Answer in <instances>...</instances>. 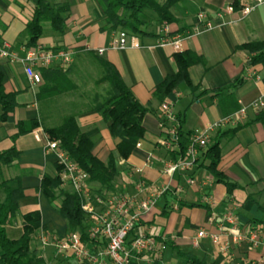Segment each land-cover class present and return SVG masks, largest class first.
Here are the masks:
<instances>
[{"label": "crops", "instance_id": "obj_1", "mask_svg": "<svg viewBox=\"0 0 264 264\" xmlns=\"http://www.w3.org/2000/svg\"><path fill=\"white\" fill-rule=\"evenodd\" d=\"M55 7H66L65 29L62 34L53 31L49 23H43V31L35 47L61 48L73 52L70 65L62 67L55 61L46 69L61 72L58 91L50 93L56 80L54 76L41 77L32 85L24 74L20 61L11 62L0 57V83L6 94H14L16 107L0 124V151L15 148L19 153L16 161L0 167V182L10 181L12 188L20 187L24 198L19 203L15 221L6 227L7 236L18 239L22 233V216L38 211L41 225L30 247L40 252L46 264L63 260L51 247L41 245V235L51 233L64 237L71 230L40 191L43 176L57 175L56 155L46 149L45 128L61 125L67 116H74L81 132L93 143V154L105 163L115 152L117 140L110 136L108 126L101 116L91 110L96 94L84 97L83 84L91 82L93 56L111 63L124 84L140 105L149 109L143 119L144 137L135 145L127 159L117 160V176L112 188L103 189L97 183H89L99 195L120 192L137 196L136 184L144 181L149 186L146 197L158 194L151 209L143 214L140 223L130 233L129 240L149 237L156 241L154 254L133 258L130 264H187L182 253H189L207 264H264V238L253 247L250 242H237V235L248 236L251 232H264L260 224L264 208V124L252 123L260 111L248 107L262 98L264 102V69L259 64L249 65L254 56L241 49L242 45L264 42V2L243 15L244 6L253 0H180L171 9L173 23H159L155 14L143 19L145 30L152 36L139 37L128 34V47L114 50L111 42L118 31L105 27L104 18L94 0H46ZM231 6L232 12L226 11ZM30 0H0V45H5L18 59L26 57L27 24L33 18ZM204 20L200 21L198 15ZM212 24L205 30L204 24ZM45 24L49 28L45 29ZM131 36L136 37V47H131ZM179 38L180 50L171 46L160 47L161 39ZM34 48V47H33ZM103 49L102 55L96 51ZM191 52L202 59L188 69L192 87L180 84L164 101L153 92L166 77L176 73L174 56ZM95 61V60H94ZM89 62V63H88ZM41 68H36L39 73ZM98 73V70H97ZM49 74V73H48ZM65 76V77H63ZM96 86L98 75L94 73ZM91 82V83H92ZM231 88L229 92L220 91ZM215 90H219L214 93ZM175 94H179L175 96ZM168 103L177 119V128L187 139L194 131L208 126L246 107L244 116H237L236 123L223 126L210 134V142L217 132L221 156L217 170L238 189L227 192L223 184L214 183L206 170L208 161L199 150L194 166L188 171L165 173L168 164L180 160L176 156L177 144L170 149L161 146L164 131L160 128V106ZM264 110V109H263ZM39 126L30 133L17 135L18 124ZM236 126L233 135L222 136ZM37 134L39 140L34 138ZM194 180L193 185L188 180ZM68 191L67 188H61ZM157 194V193H156ZM231 213L235 227L223 218ZM88 228L92 220L87 218ZM218 236L213 244L209 236L197 238L199 231ZM178 251V253H177ZM150 260V261H149Z\"/></svg>", "mask_w": 264, "mask_h": 264}, {"label": "trees", "instance_id": "obj_2", "mask_svg": "<svg viewBox=\"0 0 264 264\" xmlns=\"http://www.w3.org/2000/svg\"><path fill=\"white\" fill-rule=\"evenodd\" d=\"M33 5V18L27 24V43L29 48L36 46L43 31V23H49L51 29L62 34L65 29L66 7H55L46 0H30ZM98 5L101 15L104 18L105 27L112 30H123L129 35L139 37L152 36L145 30L144 17L148 14H155L159 23H173L175 18L171 9L180 0H94ZM241 49L249 51L254 56L249 60V65L259 64L264 69V42H253L241 46ZM101 69V75L96 81L97 85H106L103 95H96L91 110L99 114L102 120L109 124L110 136L117 140L115 152L110 154L105 163L101 162L93 154V143L89 137L81 132L74 116H67L61 125L54 128H45V132L51 139H58L61 146L69 157L89 175V183H97L103 189L112 188V182L117 176V160L127 159L135 148V145L144 137L145 130L143 119L149 112L135 99L129 88L124 84L116 68L108 61L93 56ZM177 71L175 74L166 77L156 86L153 95L159 100L164 99L177 87L186 83L192 87L188 69L192 65L202 62V59L191 52H183L174 56ZM49 73V74H48ZM40 77L54 76L55 85L50 93L58 91L61 84V72L52 73L46 68L39 70ZM65 77V76H63ZM231 88L226 90L229 92ZM219 90H215L214 93ZM16 107L15 95L6 94L0 83V124L4 123L7 115ZM252 123L264 124V110L260 111ZM39 126L38 122H31L29 125L18 124V134L30 133ZM240 129L236 126L233 130L227 131L222 136L233 135ZM220 132H217L213 140L204 151V158L208 161L206 170L214 179V183L223 184L228 193L238 189L235 183L227 180L217 170L220 161L221 149L217 139ZM188 140L177 128L176 156L180 160L186 157ZM19 153L15 148L0 151V167L9 166L17 160ZM59 170V167L57 168ZM40 191L45 199L57 209L60 216L66 221L69 229L81 234V239L86 244L96 243L88 240L87 217L81 209L82 199L78 195L63 191L60 187L58 176H43ZM24 198L23 190L20 187L12 188L10 181L0 182V264H46L40 252L30 247V243L41 225L40 214L32 211L22 216V235L16 239H10L6 234V227L11 225L19 211V203ZM263 218L259 221L264 225V208H260ZM178 253V251H177ZM182 258L187 264H207L189 253H182ZM66 264H73L65 261Z\"/></svg>", "mask_w": 264, "mask_h": 264}, {"label": "built area", "instance_id": "obj_3", "mask_svg": "<svg viewBox=\"0 0 264 264\" xmlns=\"http://www.w3.org/2000/svg\"><path fill=\"white\" fill-rule=\"evenodd\" d=\"M252 5L244 6L243 15H248L254 7L262 4L264 0H253ZM231 6L226 8L229 13L232 12ZM200 21L204 20L202 14L198 15ZM205 30H210L212 24L205 22ZM131 47H136V37L131 36ZM128 33L118 30L111 42V48L114 50H124L128 47ZM160 47L171 46L174 52L180 50L179 38L161 39L158 43ZM103 49L96 51L97 55H102ZM73 52L67 49L54 48L45 49L34 47L26 50V57L18 59L14 53H11L5 45H0V57L7 58L11 62L20 61L23 64L24 74L28 82L32 85L41 82L40 74L36 68H47L56 60L62 67L68 66L72 62ZM179 94H175L178 96ZM256 111L264 109L262 98L255 100L248 106ZM246 107H241L237 113L222 118L220 121L208 126L203 130L194 131L189 134L187 140L186 157L182 160L172 162L167 165L165 173L171 175L176 171H188L197 161L199 150L206 149L210 143V134L226 125L236 123L237 116H244ZM169 125L164 131L165 138L160 141V145L170 149L177 144V119L168 103H162L160 106V128ZM39 140L37 134L34 135ZM139 143L137 147H139ZM46 149L56 155V164L59 167L57 176L60 180V187L67 188L68 191L78 195L82 199L81 209L87 218L92 220V225L87 230L88 240L94 241L92 245L86 244L81 239V234L73 231L64 237H58L51 233L41 235V245L51 247L56 255L63 260L71 258L73 264H130L133 258L143 255L154 254L157 250V243L149 237H137L129 240L130 233L140 223L143 214L147 213L158 194L164 193L165 189H156L157 192L151 193L146 197H139L143 193L147 194L149 186L144 181H138L136 184L137 196H129L120 192H111L105 195H99L89 186V175L83 171L74 162L67 152L61 146L58 139H51L46 136ZM189 185L194 184V180H188ZM157 193V194H156ZM223 220L235 227V220L231 213H227ZM209 239L213 244L218 243V236L208 235L205 231H199L197 238ZM259 238H264V232H251L248 236L237 235V242L248 241L253 247L260 243ZM150 261V260H149ZM50 264V263H48Z\"/></svg>", "mask_w": 264, "mask_h": 264}, {"label": "rangeland", "instance_id": "obj_4", "mask_svg": "<svg viewBox=\"0 0 264 264\" xmlns=\"http://www.w3.org/2000/svg\"><path fill=\"white\" fill-rule=\"evenodd\" d=\"M46 28H49L47 24H45V29ZM89 63V62H88ZM91 63H92V68H91V79L93 81L94 79V73L98 75V77H100L101 75V69L100 67L98 66V64L96 63V61H94L93 59L91 60ZM97 70H98V73H97ZM91 81V82H92ZM85 82L83 84V90H82V94L84 95V97H91L93 94H96V95H103L105 93V86L106 85H97V86H94L93 82ZM63 264H66L65 262H62ZM50 264H61L60 262L58 261H52Z\"/></svg>", "mask_w": 264, "mask_h": 264}]
</instances>
